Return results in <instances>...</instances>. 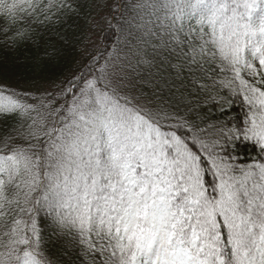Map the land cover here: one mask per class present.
<instances>
[{"label":"snow or ice","instance_id":"1","mask_svg":"<svg viewBox=\"0 0 264 264\" xmlns=\"http://www.w3.org/2000/svg\"><path fill=\"white\" fill-rule=\"evenodd\" d=\"M0 52V264H264V0H0Z\"/></svg>","mask_w":264,"mask_h":264},{"label":"trees","instance_id":"2","mask_svg":"<svg viewBox=\"0 0 264 264\" xmlns=\"http://www.w3.org/2000/svg\"><path fill=\"white\" fill-rule=\"evenodd\" d=\"M35 52V50H33V53ZM33 53H21V52H16L14 54H11L9 56H7V60L8 63L11 65L13 62L16 63H23L24 62V57L25 56H30ZM5 58V53L0 52V59H4Z\"/></svg>","mask_w":264,"mask_h":264}]
</instances>
